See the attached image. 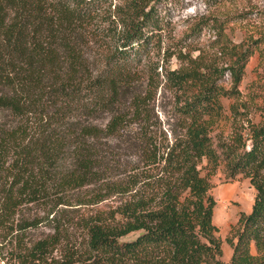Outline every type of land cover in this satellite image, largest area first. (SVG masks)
I'll return each instance as SVG.
<instances>
[{
    "label": "trees",
    "instance_id": "trees-1",
    "mask_svg": "<svg viewBox=\"0 0 264 264\" xmlns=\"http://www.w3.org/2000/svg\"><path fill=\"white\" fill-rule=\"evenodd\" d=\"M164 1L0 0V264H223L216 171L254 191L227 264H264V9L213 0L174 37Z\"/></svg>",
    "mask_w": 264,
    "mask_h": 264
},
{
    "label": "rangeland",
    "instance_id": "rangeland-1",
    "mask_svg": "<svg viewBox=\"0 0 264 264\" xmlns=\"http://www.w3.org/2000/svg\"><path fill=\"white\" fill-rule=\"evenodd\" d=\"M213 0H166L162 2V6L164 11L167 13V16L171 19L172 24V35L174 37L178 36L179 33L184 29L186 23H188L189 18L194 14H202L206 12V4L212 3ZM238 9H264V0H233L232 3ZM211 5V4H210ZM240 32L235 30L231 38L234 41H238L240 39ZM257 64V56L256 54L249 57L247 60L242 79L239 83L238 89L241 93L242 98L245 97L246 93L249 91V84L255 80V72L254 68ZM169 65L174 67L175 61L171 59L169 61ZM226 77V76H225ZM226 81V79H225ZM157 99L154 101L153 112L155 113L156 124L158 123V128L160 130L165 131L168 129L171 119V98L167 94V92L156 93ZM221 102L224 106L225 111H227L226 107L229 101L227 99L222 98ZM252 120L256 121L258 119V114L255 113L252 116ZM227 129V125L224 127L223 132ZM216 129L214 132H217ZM109 177L114 178L113 175H109ZM209 182L211 187L209 189V193L213 197L215 201V205L213 207L212 212V222L217 228V236L220 240V248H221V260L223 264L228 263V259L230 256L231 249L229 245L225 242V237L228 234L230 227L235 223L239 212H248L250 205L252 203V198L254 191L252 187L249 185L248 180L241 176L235 177L233 180H227L223 177L221 171H216L214 175L209 177ZM109 203V202H107ZM112 203V202H110ZM22 212L29 214H38L42 215L44 213L42 208H37L35 206H27L22 209ZM48 221L43 220L39 225L33 229H28L25 234V239H35L37 237H42L46 233H51V226ZM68 234L73 235L75 240L81 241L82 232L73 227L68 228ZM132 234H128L124 237V239H129L133 237ZM51 256L57 257L58 251L54 250L51 253Z\"/></svg>",
    "mask_w": 264,
    "mask_h": 264
}]
</instances>
